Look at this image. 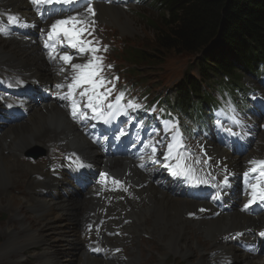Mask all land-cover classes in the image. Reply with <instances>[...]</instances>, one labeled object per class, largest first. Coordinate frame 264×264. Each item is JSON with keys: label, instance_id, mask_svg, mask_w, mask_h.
I'll use <instances>...</instances> for the list:
<instances>
[{"label": "bare ground", "instance_id": "6f19581e", "mask_svg": "<svg viewBox=\"0 0 264 264\" xmlns=\"http://www.w3.org/2000/svg\"><path fill=\"white\" fill-rule=\"evenodd\" d=\"M91 9L92 12L83 10L82 15L87 20L111 23L133 21L125 11L115 6L93 4ZM5 14L25 19L30 25L40 24L28 0H0V19ZM49 26L52 23H48ZM43 28L47 29V25ZM32 29V26H22L25 38L22 35L17 37V33L10 34L8 39L0 37V74L13 77V83L29 80L30 84L22 87L21 91L26 88L24 91L31 95H26L23 102L27 103L28 111L33 110L25 124L6 126L2 123L5 129L0 135V213L8 212L11 218L0 231V238L7 242L0 247V254L46 244L48 264H52L58 253L54 244L66 240L65 249L69 250V255L75 248L79 251L78 264H165L170 256L192 260L190 264H264L257 261L258 254L255 252L261 242L252 235L255 230L259 235L264 225V214L254 220L237 208L225 213L221 212L222 208L216 209L215 205L209 204H205L206 210L201 211L199 204L176 197L171 191L174 184L183 179L188 181L186 185L192 181L186 174L173 175L174 170L181 171L175 168L177 153L167 161L162 157L144 159L139 168L134 161L125 158L101 156L63 109L65 103L60 101L61 92L57 85H60L59 78L64 76L55 77L40 47L33 44L36 37ZM90 59L92 57L79 60L77 64L87 63ZM71 73L75 74L74 69ZM67 82H71L70 78ZM37 91H41L44 100L40 106L32 100L39 95ZM16 102L13 100V103ZM0 105L3 106L2 102ZM209 145L213 147L211 153L222 162V169L228 170V177L233 178L235 183L237 173L248 168L250 161L264 160V132L260 133L257 143L239 155L235 154L234 147ZM33 146H42L47 154L51 153L47 155L45 164L34 167L28 163L26 150ZM61 149L76 151L80 155L76 156L74 164L61 162L59 165L61 160L54 161L52 157L57 155L52 152ZM143 156L133 158L138 160ZM95 163L99 164L98 171H109L115 178L111 189L120 187L121 181L133 185V188H122L124 193H119L123 194L120 196L124 197V201L116 199L110 207L106 205L107 201L102 200L107 193L103 194V191L100 196L97 195L101 190L99 186L93 184L88 188L85 182L87 175L83 173H87ZM58 166L61 168L58 169ZM67 167L71 170L66 171ZM212 168L218 171L220 167L215 163ZM192 174L196 179L203 176V172L194 169ZM163 182L165 188H162ZM235 183L230 195L224 193V200L220 196L216 200L233 203ZM80 185L88 188L80 202L74 203L70 195L53 198L60 193V189L67 193ZM25 213L32 215L35 226L28 223ZM48 229L53 235L47 233L50 236L47 239L45 231ZM240 233L242 235L239 236ZM234 236L237 239H233ZM237 243H246L250 250L242 249ZM88 245L90 249L96 248L93 254L84 249Z\"/></svg>", "mask_w": 264, "mask_h": 264}, {"label": "rangeland", "instance_id": "374dc122", "mask_svg": "<svg viewBox=\"0 0 264 264\" xmlns=\"http://www.w3.org/2000/svg\"><path fill=\"white\" fill-rule=\"evenodd\" d=\"M28 4L34 10L35 16L39 19L38 22L40 24L30 25V22H27L25 19L19 20L15 15L5 14L4 18L0 19V29H4L3 32H0V37L8 39L9 35L14 33H17L16 35L19 37L24 33L22 30L23 25L33 27L32 33L34 31V38L36 37L33 44L40 47L55 77L57 78V75L65 77L59 78L61 79L60 85H62V87L58 88V91L61 92L59 95L60 101L65 103V105L63 104V109L67 112L68 118L76 124L81 134L93 144L95 149L100 151L101 156L112 159L115 158L114 155H116L134 161L139 168L140 163L144 159L148 160L149 158L168 155V145L176 144L178 137L183 147L174 149L172 154H176L175 151L178 149L177 154L183 157L184 165L191 166L195 171L203 172V176L197 180H206L207 183H198L192 179L189 183V185L192 184V189L189 190L188 185H186L188 181L183 179L175 183L174 187L171 188V191L176 197H182L197 205L199 204L198 206H201L199 207L201 211H205L207 207L205 204H209L215 205L216 209L219 207L222 208L221 212L225 213L237 208L241 213L247 214L254 220L257 219V216L264 214V200L257 198L255 202H251V185L256 184L257 179H260L258 173L249 172L252 167L251 163L244 171H239L237 173L235 183L233 182V178L228 177V170L222 169V162L217 161L216 155L211 153L213 147L209 145L220 144L224 147H234L235 154L238 153L239 155L248 151L251 145L257 143L260 133L264 132V124H262L264 123V75L259 77L242 74L244 77L241 85L242 89L235 91V93L228 91L225 87L215 91L217 93L215 96L217 98L218 108L222 112H225L227 117L220 113L218 124H215L216 120L211 118L213 125L212 131L206 135H202L197 133L194 127L198 128L200 126L199 132L203 134H205V128L199 125L196 119H193V115L180 112L181 118L187 121V124L180 125L179 116L173 113L168 105L162 103L157 106L154 104L155 102H153L156 97H170V95L173 94L172 91L175 89V86L183 79L187 71L191 74H195V72L189 70L194 64L196 57L178 51H160L157 44V36L159 33L158 30L164 29V11L155 6L152 0H71L70 3L40 6L33 5L31 0H28ZM93 4L118 7L125 11L133 21L121 20L120 22L111 23L110 21L87 20L82 14L86 9L91 8ZM68 17H77L78 19L88 21V24L84 25L87 31L83 33L81 39L91 41L90 46L99 49V51L95 53V56L102 59V72L98 79L102 77L106 81L105 87L100 88V91L105 92L106 88L112 90L111 95H108L107 100L104 102L105 113L110 111L106 105L108 103H115L116 97L123 93V98L120 100L121 102L119 101L118 107L111 110L112 114L110 117H107V123H101V119L92 118L93 113L91 109L85 107L87 98L80 96L79 92H81L84 87H87V85L75 89L76 94L72 97V99L79 102L81 111L87 113V118H84L79 113L74 117L71 109L72 101L63 98L69 93L70 90L68 85L72 83V78L75 75L71 73L73 71L71 65L77 64V61L88 57L93 58L92 53H81L76 48L72 50V47L69 45L67 39L64 38L63 34L53 40L48 39V33L52 31V26L48 27V23H52L53 25V22L65 20ZM41 23L44 24L42 25ZM46 25L47 29H44L43 26ZM66 27L71 29L72 25L69 24L66 25ZM77 27H79V25H77ZM155 27L157 29H155ZM21 37L25 38V35ZM27 40L29 41V39ZM46 43L48 46H46ZM63 46H65V48H63ZM138 50L144 51L147 54L148 60H152L150 59L151 56H155L157 59L152 60L150 64H146L141 60L139 62L144 65L140 67L132 65L130 61L135 59H132L131 55L133 51ZM65 54L72 57L70 63H65L60 59V57ZM62 67L67 68L62 70ZM68 78H70V83L67 82ZM13 79V77L11 78L8 75L0 74V103L2 102L3 104V106L0 105V111H2V113L0 112V135H2L5 129L2 123L6 126L19 123L22 125L25 124L26 120L30 119L33 114V110L32 112L28 111L23 116L21 114L16 115L7 113L13 100L19 98L23 101L20 95L31 96L24 91L26 88H23V91H21L22 87L30 84L29 80H21L13 83ZM29 88H32V86H29ZM31 91L32 90H30V92ZM10 92L14 95V97H12L13 99L8 98ZM37 92L39 95H36V98L32 97V100L34 101L33 103L40 106L43 104L44 100L41 98V91ZM44 97L45 100H47L48 97L46 95ZM25 98L26 97H24V100ZM228 101L231 102V104H228ZM130 103L139 106L145 103L147 107L144 111L139 108L134 111L133 107H128ZM4 106H6V108H4ZM119 106L121 107V112L125 109L124 113L119 116L128 115L127 120L121 121L120 119H115ZM18 108L19 107L16 106V109ZM5 109L8 110L4 111ZM144 116L149 119H143ZM189 122L192 123L187 126ZM172 125H175V127H172ZM179 125L184 135L179 132ZM225 129H231V132ZM52 153L57 155L52 157L54 161L61 160L59 165L61 162L67 164L71 160H74L77 155H80V153L76 151L69 152L62 149ZM35 154L38 155L37 158L33 157ZM26 155L29 160L26 161L36 167L45 164V161H48V156L51 155V153L49 154L48 152L47 154L46 149L42 146H33L26 150ZM142 155L145 156L141 159L136 160V158H133ZM202 160H204V162ZM197 161L199 162L197 163ZM215 163L220 167L218 171L212 168ZM55 165H57V162ZM98 165V163H95L87 173L82 172L87 175L85 182L88 184V188L93 184L99 186L101 190L97 195L100 196L103 191V194L107 193L106 196L102 197V200L107 201L106 205L110 207L113 206L112 203L114 201H124V197L120 196L123 194L119 193H124L123 189L125 187L133 188V185L124 184L121 181L120 187L118 186L116 189H111V183L116 181L115 178L109 171H103V169L101 172L98 171ZM68 167L66 171L71 170V168ZM60 168L61 167L58 169ZM62 171L63 170H61V172ZM245 172H249L247 177L245 176ZM226 179L228 180L227 183L225 182ZM97 182L100 183L98 184ZM234 183L236 187L232 191V196L235 198V201L231 204L217 201L216 199L218 196L221 198L224 193L231 194V187ZM86 188L80 185L72 191H68L70 194L60 189V193L54 195L53 198L60 199L66 195H70L74 203L80 202L85 198L88 192V188ZM162 188H165L164 182ZM47 196L48 195H46V197ZM117 196L120 197L117 198ZM222 199L224 200L225 197H222ZM245 205H247V207H245ZM25 216L28 219V223L32 226L36 225L35 220L31 219L32 215L30 213H25ZM10 218L11 216L8 212L0 213V231ZM95 229L97 230L98 227H95ZM255 231L252 235L257 236L260 240L259 242H261L260 247L257 246L255 249V252L258 254L257 261L264 262V236L261 235V233H264V225L259 235H257V230ZM45 233L47 239L50 237L48 236L49 233L53 235L50 229L46 230ZM242 233L238 235L240 236ZM119 235L120 234H118V236ZM66 237L67 236H64V238ZM233 239H237V237L234 236ZM6 243L4 238H0V247ZM60 243L61 244H54L56 247L55 250H57L58 253L56 254V261L52 264H78L77 259L79 258V251L75 248L70 251L71 254L69 255V250L65 249L67 244L66 240H62ZM237 244L244 250H250L249 245L246 243ZM60 245H64V247ZM47 247L48 245L46 244H40L38 246H29L19 249L17 252H5L4 254H0V264H48ZM90 247L91 246L88 245V247L85 246L84 249L87 253L89 251L90 254H93L96 248L90 249ZM191 261L192 260H181L180 258L170 256L165 264H190Z\"/></svg>", "mask_w": 264, "mask_h": 264}, {"label": "trees", "instance_id": "16d2710c", "mask_svg": "<svg viewBox=\"0 0 264 264\" xmlns=\"http://www.w3.org/2000/svg\"><path fill=\"white\" fill-rule=\"evenodd\" d=\"M164 11L158 48L196 57L170 97L160 100L176 112L205 117L217 102L215 91L242 89L244 77L264 75V0H152ZM155 29H157L155 27ZM137 67L156 60L133 51ZM150 57V56H149ZM236 89V90H235ZM232 93V94H233Z\"/></svg>", "mask_w": 264, "mask_h": 264}, {"label": "snow or ice", "instance_id": "6c2138e0", "mask_svg": "<svg viewBox=\"0 0 264 264\" xmlns=\"http://www.w3.org/2000/svg\"><path fill=\"white\" fill-rule=\"evenodd\" d=\"M33 5L40 6V5H53L57 3H70L71 0H31ZM89 12H92V9H88ZM71 24V29L67 27H63L64 25ZM88 24L87 20L78 19L77 17H68L65 20H57L52 25V31L48 33V39L53 40L56 37H59L61 34H63L64 38L67 39L69 45L72 48H76L79 50V52H89L93 54V58L88 60L87 63L84 64H72V68L75 71V75L72 78V83L68 85L69 93L66 94L63 98L64 99H71V109H72V115L75 117L78 113L83 116L84 118H87V113H84L81 111L80 104L75 99H72V97L76 94L75 89L81 88L82 86L87 85V87H84L81 92H79V95L82 97L87 98V103L85 104V107L88 109H91L93 113L94 119H101L104 120V122H108L107 117L112 114L111 110H114L118 107L119 101L123 98V93H121L119 96L116 97L115 103H108L106 107L110 110L109 112L105 113L104 111V102L107 100V96L111 95V89L106 88L105 92H101L100 88L105 87L106 81L100 77V73L102 72V59L98 56H95V53L99 51L98 48L92 47L91 41H86L84 39H81V36L84 32L87 31V28L84 27V25ZM79 25V27H77ZM4 29H0V32H3ZM46 46L47 43H46ZM54 47V46H53ZM65 63H70L72 60V57L65 54L60 57ZM110 67V66H109ZM57 87H62V85H57ZM128 107L138 108L139 105H132L131 103L128 105ZM172 127H175V125H172ZM228 132H231V129H225ZM183 147V144L180 142L179 138L177 137L176 144H169L168 145V156L165 157V159H168V157L172 156L173 150ZM177 164L175 165V168L180 169V172L173 171V175H179V174H186L191 177L196 182H203L207 183V181H198L196 177L192 174L193 169L191 166H185L183 164V157L179 154L176 157ZM199 161H197L198 163ZM252 167L250 168L249 172L251 173H258L260 179H257L256 184L251 185V196L252 201L255 202L257 198L260 200H264V160H253L250 161ZM249 172H245V176L247 177L249 175ZM118 183V182H117ZM247 207V205H245ZM262 236H264V233H261Z\"/></svg>", "mask_w": 264, "mask_h": 264}, {"label": "water", "instance_id": "95a60500", "mask_svg": "<svg viewBox=\"0 0 264 264\" xmlns=\"http://www.w3.org/2000/svg\"><path fill=\"white\" fill-rule=\"evenodd\" d=\"M31 156H32V155H31ZM33 157H34V158H37V157H38V155H37V154H35Z\"/></svg>", "mask_w": 264, "mask_h": 264}]
</instances>
